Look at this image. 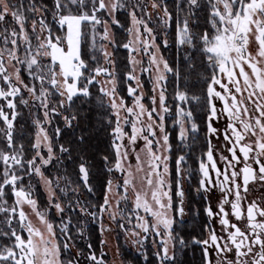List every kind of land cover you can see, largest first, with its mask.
Wrapping results in <instances>:
<instances>
[{
	"label": "snow or ice",
	"instance_id": "snow-or-ice-1",
	"mask_svg": "<svg viewBox=\"0 0 264 264\" xmlns=\"http://www.w3.org/2000/svg\"><path fill=\"white\" fill-rule=\"evenodd\" d=\"M175 3L177 53H185L184 65L191 72L197 67L205 72L211 70L210 77L201 76L206 84L203 99L207 108V133L210 137L220 135L213 121L227 117L223 139L230 154H220L224 163L221 169L214 158L211 139L208 140L206 160L202 157L199 162L196 189L198 193L219 189L218 211L207 206L204 212L208 217L218 218L225 234L218 235L215 228L206 225L207 238L193 237L192 243L201 246L205 264H211L210 250L216 252L217 264H264V207L255 199L247 200L250 184L264 187V0H175ZM150 7L165 32L161 43L167 49L172 12L166 0H150ZM120 9L126 10L132 21L128 29L131 39L123 45L116 44L111 32L112 25L120 24L116 18ZM201 11L206 12L203 25ZM137 12L144 13L147 19L138 17ZM49 13L51 20L47 18ZM104 13L111 17L110 22L102 19ZM151 20L152 14L144 0H51V3L0 0V101H3L0 137L5 145L0 148V213L4 214L2 223L7 225L5 230H0V238L9 240L0 245V264H79L77 258L83 255L80 251L68 261L61 259L60 240L73 239L71 218L65 220L63 214L73 208L70 191L78 193L81 187L89 193L94 191L92 168L89 160L81 156L76 173L79 183L75 187L66 176L46 175L44 169L58 159L46 126L59 117L64 129H73L74 135L81 120L87 122L94 109L104 111L103 119L110 129L112 155L101 159L104 171L115 178L107 179L102 203L92 205L97 211H89L79 198L75 209L94 219L107 214L126 236L132 237L138 252L152 235L158 264H176L177 248L188 243L176 232L175 225L179 222L177 217L183 218L185 214L184 183L191 178V172L183 167L185 155L175 158L174 179L170 167L173 146L165 124L172 112L166 96L169 75L176 78L174 99L180 102L175 105L173 124L178 126V139L185 147L186 141L199 132V126L193 109L184 105L200 104L202 97L189 96L187 91L180 90L182 70L161 54V45L157 44L159 33L149 26ZM98 26L103 28L102 32ZM97 37L108 45L129 51L132 67L125 74V82H129L127 94L133 99L131 106L119 94L113 53L108 45L98 43ZM253 44L254 52L250 50ZM141 52L149 56L148 67H141L140 71L148 73L152 81L151 107L143 103L145 93L137 75V66L142 62L136 59V54ZM196 53L201 57L199 65L195 62ZM133 81L135 86L130 83ZM94 86H99L95 101L91 91ZM217 102L222 105L219 109ZM21 105L30 110L36 108L43 114V119L39 116L33 119L37 131L30 157L25 146L17 144L15 139V122ZM64 129L56 127L54 135L60 137ZM77 139L79 144L84 143L83 132ZM246 140L250 142L245 143ZM59 151L70 154L71 150L60 144ZM116 173L120 175L115 176ZM25 177L29 181L39 178L46 190L47 209L39 208L31 182L24 184ZM62 181L64 187L60 186ZM9 189L14 197L12 206L5 198ZM66 198L69 203L64 205L62 201ZM260 200L264 201V196ZM25 205L42 227L33 225ZM226 205H230L231 212L226 210ZM50 209H55L61 217L60 225L48 218ZM229 216L241 223L246 220L244 227L232 222ZM133 217L136 223L129 228L127 225L133 223ZM100 230L103 233L108 229L101 223ZM77 232L82 234L79 228ZM70 247L69 243H63V249ZM233 253L234 258H229ZM144 258H148L146 253ZM86 259L105 264L92 252Z\"/></svg>",
	"mask_w": 264,
	"mask_h": 264
},
{
	"label": "trees",
	"instance_id": "trees-1",
	"mask_svg": "<svg viewBox=\"0 0 264 264\" xmlns=\"http://www.w3.org/2000/svg\"><path fill=\"white\" fill-rule=\"evenodd\" d=\"M51 3V0H48ZM167 6L169 10L172 12L173 20L170 22L171 27L167 29V38L169 39V46L165 49L162 46L161 41L158 43L161 45V54L170 61V63L175 67H180L182 70V76L179 81L180 90L187 91L189 96L197 95L201 96V103L195 104H186L187 108H192L194 112V118L196 123L199 126V132L194 135L193 138H190L188 141V146L186 148H182L181 144L178 142L176 136V129H169V121H167V130L170 134V142L173 146L172 159L170 162V167L173 172V179L175 177V158L179 155L186 156L185 169H188L191 172V178L187 180V194L189 197L188 203V212L189 218L184 221H179L176 225V232H178L188 243L184 247H178V253L176 254V264H203V253L202 249L199 245L192 243L193 237L197 239H201L204 234V227L206 221L203 217L201 205L199 199L194 195L193 185L195 183V167L196 161L199 154H202L205 147V119L207 115L206 101L203 99V92L206 89V84L201 79V76L211 75V70L205 72L204 68L197 67L195 72H191L186 68L183 61V56L180 53H176V45L174 43V34H175V17L177 15V8L175 0H166ZM126 10L120 9L116 12V18L120 21L119 25H112L111 32L116 41L117 45H123L127 43V29H128V14L125 12ZM186 12V6L185 10ZM184 12H181L180 15L183 16ZM201 16V21L203 25V18L206 16L205 11H201L199 13ZM51 20V15L49 13L48 17ZM102 19L109 20V16L104 13L102 15ZM30 23V21H29ZM98 31L102 32L103 28L98 26ZM98 43H104V41H99V37H97ZM90 43V39H89ZM110 49L113 53V60L115 62V69L118 76V90L119 94L124 97L126 103L128 104L130 101V97L127 94V86L129 82H125V74L130 71L129 64V53L128 49L123 48L122 46H111ZM87 52V47L85 48ZM195 62L199 65L201 57L198 53L194 54ZM87 59V56L85 57ZM101 63L103 60L101 58ZM94 66V65H93ZM131 83V82H130ZM99 86L92 87L91 91L93 93V101H95L96 96L98 95ZM176 91V78L169 75V80L167 83V91L166 96L168 103H174L172 97L175 96ZM145 103L150 106L149 97L151 96V91L149 88V84L145 83ZM25 98L27 94L24 93ZM171 99V100H170ZM78 103V102H77ZM87 107V106H86ZM173 110L175 109V104L172 106ZM18 111L20 113L19 117L15 122V139L17 144H23L26 149V155L30 157L33 155V151L31 149V144L33 143L35 126L33 124V117L40 116V112L34 108L31 110L26 106H19ZM34 115V116H33ZM105 113L103 110H93L90 113L88 121L85 122L81 120L80 127L75 129V134L73 135V129H64L63 122L59 117L54 118L56 121V127H61L63 133L60 137H54V152L58 155L60 160L61 168L60 170L53 166V169H57L61 171L60 173L63 176L68 177L72 182V187H75L79 181L77 180V165L80 162V157L84 156L89 160L91 168H92V178L91 183L94 187V191L92 193L87 192L84 188L81 187L80 191L75 195V199L79 198L84 204V206L88 207L90 211H97L95 207L92 205H98L103 201L104 195V186L109 177V174L104 171V164L101 159L104 155H109L111 157V136L109 135L110 129L107 127L103 117ZM99 117V118H98ZM56 119V120H55ZM2 121H0V127H2ZM83 132L85 135V141L83 144H79L77 137ZM71 140L72 143L69 144L67 141ZM64 144L65 147L70 148L69 153H60L59 145ZM5 147L3 138L0 137V148ZM54 164V163H53ZM195 186V185H194ZM36 200L38 205L41 208L46 207L45 202V194L42 190L37 187L36 190ZM73 196V195H72ZM8 201V205H11L13 202V197L11 196L10 189L8 190L6 197ZM71 201L73 198L69 197ZM69 198L64 199L65 205L69 203ZM92 207L93 209H91ZM196 208V213L195 209ZM65 220L69 217L71 218L70 225V235L73 237L72 240H68L73 243L76 251H80L83 253L81 255L82 258L86 259L89 252H92L97 255V257L102 255V243L101 236L98 229V220L90 216L88 220L84 219L81 213H79L74 207L72 209L67 210L64 214ZM48 218L55 224L60 225L61 217L57 216L52 210L48 211ZM178 220V219H177ZM15 225V223H14ZM82 230V234L77 232V229ZM57 234L59 236L60 230L59 227L56 228ZM66 239H61V259L64 261H68L75 257L71 248L63 249V243L68 242ZM115 248L118 252L119 257L126 264H158L153 252L147 250V259L142 256V254H135L130 250L125 244L123 240V235L120 232H117L114 235ZM9 243L7 237L0 238V245ZM91 245V248L88 246ZM87 260V259H86Z\"/></svg>",
	"mask_w": 264,
	"mask_h": 264
},
{
	"label": "rangeland",
	"instance_id": "rangeland-1",
	"mask_svg": "<svg viewBox=\"0 0 264 264\" xmlns=\"http://www.w3.org/2000/svg\"><path fill=\"white\" fill-rule=\"evenodd\" d=\"M132 2H135V0H132ZM144 2H145V4L147 5V11L149 12V13H151L152 14V20H151V22H150V24H149V26L150 27H152L154 30H156L158 33H159V35H158V39H157V44L161 41L162 42V40L165 38V32L164 31H162L161 30V26H160V24H159V21H158V19H157V15H156V13H155V11L154 10H152L151 9V7H150V0H144ZM124 10V9H123ZM127 14H128V12L127 11H125ZM137 16L138 17H141V16H143L145 19H147V16H145L144 15V13H142V12H137ZM110 19H111V17H109ZM132 27V21H131V17L128 15V29L129 28H131ZM128 29H127V33H128ZM131 39V37L129 36V34H128V37H127V43L129 42V40ZM104 44L105 45H108V42L107 41H104ZM108 48H109V51H111V49H110V45H108ZM250 50L251 51H255V45L253 44L251 47H250ZM128 53H129V51H128ZM176 53H177V50H176ZM182 54V56H184V52H180V55ZM129 59V58H128ZM136 59H138V60H140L141 62H142V64L141 65H138L137 66V75L139 76V78H140V82L143 84V92L145 93V83H148L149 84V88H150V91H151V96H152V81L150 80V77H149V74L148 73H144V72H141L140 71V68L141 67H148V65H149V56L147 55V54H144L143 52H141V53H138V54H136ZM130 67H132L131 65H130ZM130 70H131V68H130ZM100 79H104V77H101ZM131 84H132V86H135V82L133 81V82H131ZM27 94V93H26ZM150 96V97H151ZM150 97L148 98L149 99V101H150V106H148V105H146V103H145V98H146V93H145V98H144V100H143V103L147 106V107H151V100H150ZM175 97V96H174ZM174 97H172L171 99H173L174 101V103H168V100H167V104H168V106L172 109V112L170 113V114H168L167 115V118H166V121H165V124H166V126H167V121L168 120H170L169 121V129L170 128H174V129H176V134H177V136H176V138H177V140H178V142H179V139H178V131H179V129H178V126H175L174 124H173V121H174V119L176 118L175 117V109L173 110V105L175 104H177V103H180L179 101H176L175 99H174ZM170 99V100H171ZM132 102H133V99H132V97H130V101H129V103H128V105L129 106H131L132 105ZM0 103H3V101H0ZM185 107H186V105H184ZM187 108V107H186ZM34 109H36V108H34ZM36 110H38V109H36ZM6 111H7V109H6ZM39 111V110H38ZM40 112V111H39ZM34 116V115H33ZM40 116H41V119H43V114H42V112H40ZM34 119L36 118L35 116L33 117ZM56 120V119H55ZM63 122V121H62ZM47 127V131L49 132V135H50V137H51V139H52V142L54 143V137H56L55 135H54V130H55V128H56V121H54L53 120V123L51 124V125H47L46 126ZM206 128V127H205ZM36 131H37V129H36V127H35V131H34V137H33V142H34V139H35V133H36ZM190 140V139H189ZM189 140H187L186 141V144H187V146H188V141ZM142 141L140 142V144H141V146H142ZM180 143V142H179ZM182 146V148H186L184 145H181ZM33 151V150H32ZM42 152H43V154L44 155H47V152H46V150H43L42 149ZM56 155V157L58 158V155L57 154H55ZM135 161L133 160V163H134ZM171 162V161H170ZM54 163V164H53ZM53 166H55L56 168H58L59 170H60V168H61V165H60V160H59V158L57 159V160H54L53 162H52V164L49 166V167H47L46 169H44V171H45V174L46 175H48V176H50V177H53V176H56V175H61V176H63L60 172L61 171H59V170H57V169H53L52 167ZM174 167H175V163H174ZM183 167L185 168V165H183ZM186 170H188V169H186ZM194 170H196V169H194ZM120 174L119 173H116L115 174V176H119ZM109 178H115V177H112V176H109L108 177V179ZM29 182H31V184H32V188H33V198H35L36 199V197H35V195H36V192H35V190H36V188L37 187H39L41 190H42V192L45 194V202H46V207L45 208H41L39 205V208L41 209V210H45V209H47L48 208V198H47V194H46V190H45V188L42 186V184L40 183V181H39V178H37V177H33L32 179H31V181H29V179L27 178V177H25V180H24V184L25 185H27ZM61 187H64L65 186V184H64V182L62 181L61 182V185H60ZM193 188H194V185H193ZM184 189H185V214H184V216H183V218H181V217H177V219H178V221H184V220H187L188 218H189V212H188V203L190 202L189 201V197H188V194H187V190H188V186H187V180L185 181V183H184ZM193 191H194V189H193ZM194 193H195V191H194ZM57 194L58 195H60V193H59V191L57 190ZM77 193H72L71 191L69 192V197H71V198H73V201H72V204H73V207L75 208V203H76V199H75V195H76ZM73 195V196H72ZM195 196H196V193L194 194ZM13 200H14V197H13ZM62 203L65 205V201H64V199H63V201H62ZM12 204H13V202H12ZM12 204L11 205H9V206H12ZM113 206L115 207V201H113ZM122 207H123V205H121ZM128 207H129V209L131 208V199L129 200V203H128ZM91 209H93L92 207H90ZM24 210H25V212L29 215V219L32 221V223H33V225L34 226H36V227H42L40 224H39V221H38V219L35 217V215L31 212V209L28 207V206H24ZM50 210H52L57 216H59L57 213H56V211H55V209H50ZM77 211H78V209H76ZM195 210V213L197 212L196 211V208L194 209ZM90 211V210H89ZM79 212V211H78ZM80 213V212H79ZM82 214V213H81ZM141 215H146L145 213H143V212H141ZM82 216L84 217V219H86V220H88L89 218H90V216H87V215H84V214H82ZM149 219H151L150 217H148ZM90 219H92V217L90 218ZM97 220H98V229H99V232H100V236H101V240H104L105 241V243H103L102 244V255L101 256H99L98 258H102L104 261H105V264H126L124 261H122L121 260V258L119 257V255H118V252H117V250H116V248H115V242H114V235L117 233V232H120L122 235H123V240H124V244L130 249V250H132V252L133 253H135V254H142V256H144V254L147 252V250H150V251H152L153 252V255H154V253H155V251H156V248L154 247V245H153V236L152 235H149V237H148V239L145 241V243H144V247H143V249H141V251H137V247L136 246H133V244H132V237H130V236H126L125 234H124V231L123 230H121L115 223H113L110 219H109V217H108V215L107 214H104L103 216H102V218H96ZM4 220V214L3 213H0V230H5L6 228H7V225H5V224H3L2 223V221ZM124 223H126V225H127V221H123ZM14 223H16L15 221H13V224ZM101 223H103V225H105L106 226V228L108 229V230H106V231H104L103 233H101ZM136 223V221H135V218L133 217V223L131 224V225H127V227H129V228H131V227H133V225ZM206 225V224H205ZM25 235H26V233H25ZM205 235H206V237H205ZM205 238H207V233H206V231H205V227H204V234H203V236H202V238H201V240L202 239H205ZM68 241V240H67ZM67 243H69L70 245H71V249H72V251H73V254H75V256H76V253H77V251H76V249L74 248V245H73V243H71L70 241H68ZM200 246V245H199ZM201 247V246H200ZM202 249V248H201ZM178 250L180 251V250H182V248L181 249H178L177 248V253H178ZM78 260H79V264H94V262H92V261H89V260H86V259H84V258H82L81 256L80 257H78L77 258Z\"/></svg>",
	"mask_w": 264,
	"mask_h": 264
},
{
	"label": "flooded vegetation",
	"instance_id": "flooded-vegetation-1",
	"mask_svg": "<svg viewBox=\"0 0 264 264\" xmlns=\"http://www.w3.org/2000/svg\"><path fill=\"white\" fill-rule=\"evenodd\" d=\"M221 106H222L221 103L217 102V108L219 109ZM226 125H227V117H223L221 119L213 121V126L216 127L219 130L220 135L211 136L210 137L209 134L207 133V115H206V119H205V127H206L205 128V147H204L203 153L198 155L197 161H196V167H195L196 170H195L194 191L196 193V197L200 201L201 210H202L203 217H204V219L206 221V225H210L211 227L215 228L218 235H224L225 234L221 230L218 218L208 217L206 215V213L204 212V209L207 206H211V208H212V210L214 212L218 211V207L217 206H218L219 200L221 198V193H220L218 188H214L208 193H198L196 191V189L198 187V181H199V172H198L199 162H200V159L202 157L206 160V156H204V154L207 152L208 140L209 139H211V143H212L213 148L215 150L214 151V158L216 159V161L218 163V167H220L221 169H223V167H224V163L220 160V154L221 153H223V155H225V156H230V154L227 152L226 142L223 139V132H224V129H225ZM247 142H250V141L246 140L245 143H247ZM238 155H239V153H238ZM253 166L257 167L255 165H253ZM239 167H242V165H240ZM249 188H250V191L247 193L248 202H250V201L255 199V200H257L258 202L261 203L262 207H264V201L260 200V198L262 196H264V187H261L258 183H254V184H250ZM205 196L207 197V199L205 198ZM244 207L246 209V204L244 205ZM226 210L231 212L230 205H226ZM229 219L232 222L237 223L242 228L244 227V223H246V220L243 223H241L239 221H236L235 217H232V216H229ZM205 231H206V233L208 235V232H207L206 228H205ZM205 237H206V235H205ZM229 258H234V253L230 254ZM209 259L211 260V264H217L218 256H217V254H216V252L214 250H210ZM203 264H205L204 257H203Z\"/></svg>",
	"mask_w": 264,
	"mask_h": 264
}]
</instances>
